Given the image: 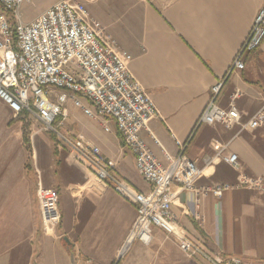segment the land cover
Listing matches in <instances>:
<instances>
[{"label":"crops","instance_id":"crops-1","mask_svg":"<svg viewBox=\"0 0 264 264\" xmlns=\"http://www.w3.org/2000/svg\"><path fill=\"white\" fill-rule=\"evenodd\" d=\"M85 3L89 17L129 54V73L155 105L158 116L148 122L141 137L160 163L166 165L163 152L178 154L173 134L177 140L187 141L183 155L204 170L197 187L234 184L240 174L264 179V137L260 131L240 132L238 126L229 130L220 124L196 125L211 87L225 76L215 101L218 107L227 109L231 95L237 93L235 106L243 123L262 107L264 40L256 51L242 55L243 70L229 75L227 72L263 0ZM0 111L5 113L4 108ZM62 111V135L97 146L113 165L111 172L134 191L150 190L137 173L133 156L114 123L93 121L69 102ZM45 133L52 140H47ZM41 134L38 144L42 148L35 147L36 154L33 151L30 158V185L57 191L61 215L57 239L42 233L36 200L32 205L34 200L16 197L11 204L5 199L0 205V217L5 212L15 215L8 224L15 230L11 236L16 244L27 247L25 264H79L85 258L94 264H206L198 259L185 260L175 244L158 230L153 231L149 245L136 240L127 244L136 220L134 206L116 195L109 184L98 182L55 135L44 131ZM213 144L226 145L227 152L238 157L240 169L235 171L213 159ZM172 211L187 237L204 240L209 252L233 258L239 264H264L263 196L235 190L219 199L196 198L193 192H183ZM10 259L3 258L1 264H9Z\"/></svg>","mask_w":264,"mask_h":264},{"label":"built area","instance_id":"built-area-1","mask_svg":"<svg viewBox=\"0 0 264 264\" xmlns=\"http://www.w3.org/2000/svg\"><path fill=\"white\" fill-rule=\"evenodd\" d=\"M25 1L0 0V102L15 117L25 115L38 123L41 131L55 135L98 182L109 184L116 195L134 206L136 220L127 244L136 240L149 245L153 231L158 230L187 259H198L206 264H239L233 258L209 252L204 240L187 237L172 206L183 192H193L196 198L219 199L226 192L244 190L264 197V179L240 174L234 184L197 187L204 170L183 155L187 141L181 142L173 134L178 154L171 156L163 152L166 165L160 163L141 137L158 112L129 73V54L119 49L100 24L89 17L84 3L59 1L24 23L19 9ZM263 40L264 0L227 75L243 70L242 55L256 51ZM225 77L211 87L209 100L196 125L220 124L229 130L238 126L240 132L260 131L264 137V102L244 123L235 106L237 93L231 95L227 109L216 105ZM67 102L93 121L105 119L114 123L124 146L133 156L137 173L150 186L148 192H136L114 175L113 165L97 146L59 132L65 119L62 107ZM104 131L109 132V129L104 127ZM153 142L158 145L154 138ZM213 149V159L235 171L240 169L238 157L228 153L226 145L213 144ZM35 195L41 231L57 239L61 220L58 193L39 186ZM196 219L202 223L200 217ZM79 264L94 263L85 258Z\"/></svg>","mask_w":264,"mask_h":264},{"label":"rangeland","instance_id":"rangeland-1","mask_svg":"<svg viewBox=\"0 0 264 264\" xmlns=\"http://www.w3.org/2000/svg\"><path fill=\"white\" fill-rule=\"evenodd\" d=\"M59 1L62 0H26L19 9L22 21L24 23L32 21L50 5ZM73 1L84 3L86 6L85 0ZM92 9L91 13L94 16L95 8ZM99 21L101 22L100 19ZM1 108L5 109V113L0 111V205L5 199H9L7 204H11L10 201H13L16 197L34 200L32 201L33 205L36 200V190L34 188L37 185L34 188L30 185L32 170L30 158L33 151L36 154L35 147L36 149L37 146L42 148V144H38V141H42L39 138L42 135L41 130L36 123L26 121L25 118L27 117H15L6 106L0 103ZM30 130H32L33 134H31ZM46 135L48 136L46 139L50 141L51 137L48 134ZM25 138L29 140V148L25 145ZM42 151L43 149L40 150V152ZM40 152L38 156H41ZM14 216L13 212H5L0 217V264L1 260L6 257L11 258L8 261L9 264L26 263L24 259L27 255V247L23 243L16 244L15 238L11 236L15 230L11 229L8 223ZM163 236L165 235L163 234ZM184 259L191 261L185 257Z\"/></svg>","mask_w":264,"mask_h":264},{"label":"trees","instance_id":"trees-1","mask_svg":"<svg viewBox=\"0 0 264 264\" xmlns=\"http://www.w3.org/2000/svg\"><path fill=\"white\" fill-rule=\"evenodd\" d=\"M28 138H25V145L29 148V142Z\"/></svg>","mask_w":264,"mask_h":264}]
</instances>
